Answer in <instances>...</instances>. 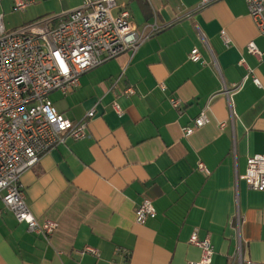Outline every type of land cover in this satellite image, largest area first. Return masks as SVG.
<instances>
[{
	"label": "crops",
	"instance_id": "0c3cea01",
	"mask_svg": "<svg viewBox=\"0 0 264 264\" xmlns=\"http://www.w3.org/2000/svg\"><path fill=\"white\" fill-rule=\"evenodd\" d=\"M27 1L16 10L15 0H0L7 28L62 16L84 0ZM117 2L115 12L129 9L139 29L161 28L135 52L85 72L68 93L50 92L73 121L91 108L96 114L87 137L67 138L22 174L38 221L59 223L53 235L30 231L0 199V264H189L201 256L189 243L195 230L214 244L213 264H229L239 242L255 264H264V190L239 178L249 156L264 154V55L247 49L254 41L264 52V35L247 1L216 0L202 8L201 0ZM194 47L206 64L190 59ZM130 85L136 92L124 94ZM170 97L181 99L182 112ZM208 104L210 121L185 135L183 127ZM145 197L157 215L139 224L135 210ZM86 245L99 255L81 254Z\"/></svg>",
	"mask_w": 264,
	"mask_h": 264
},
{
	"label": "built area",
	"instance_id": "2783aa9c",
	"mask_svg": "<svg viewBox=\"0 0 264 264\" xmlns=\"http://www.w3.org/2000/svg\"><path fill=\"white\" fill-rule=\"evenodd\" d=\"M214 1L201 0L197 8ZM246 1L250 15L264 35V0ZM28 4L27 0H15L14 9L24 10ZM117 7V0H84L82 5L62 16H43L14 29L7 28L4 16L0 14V199L18 221L28 225L30 231L47 238L53 235L59 223L54 219L38 221L27 204L22 174L37 164L45 152L67 138L87 137L89 119L96 114V109L91 108L83 119L73 121L58 110L49 97L50 92L60 89L64 94L68 93L78 86L85 72L123 52H135L161 28L152 23L139 29L132 21L129 9L121 8L115 12ZM221 35L227 43L229 38L224 30ZM247 49L258 57L264 55L254 41L248 43ZM189 57L194 62L206 64L198 47L191 50ZM241 64L246 65L244 59ZM248 71L252 74L250 68ZM121 77L122 74L116 77L110 88ZM253 81L262 86L257 76H253ZM135 92L132 85L124 89L127 95ZM169 100L179 112L183 111L181 99L170 97ZM113 107L119 114L123 113L118 101L113 102ZM208 109L209 104L191 125L183 127L185 135L210 121ZM224 125L222 122L221 126ZM197 167L207 174L210 172L204 162L199 161ZM239 178L263 191L264 154L249 156L246 170ZM156 215L153 202L146 197L135 210V220L139 224ZM236 216L240 223L239 211ZM189 243L201 250L200 258L189 264H213L215 246L209 238H200L195 230ZM80 252L99 255L98 249L91 245H86ZM229 264L255 263L239 242Z\"/></svg>",
	"mask_w": 264,
	"mask_h": 264
},
{
	"label": "rangeland",
	"instance_id": "374dc122",
	"mask_svg": "<svg viewBox=\"0 0 264 264\" xmlns=\"http://www.w3.org/2000/svg\"><path fill=\"white\" fill-rule=\"evenodd\" d=\"M5 21V20H4ZM9 28V27H8Z\"/></svg>",
	"mask_w": 264,
	"mask_h": 264
}]
</instances>
